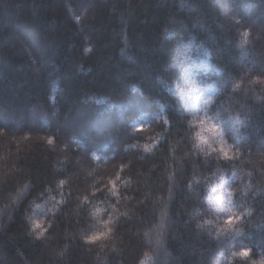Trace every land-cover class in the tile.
I'll return each instance as SVG.
<instances>
[{"label": "trees", "instance_id": "16d2710c", "mask_svg": "<svg viewBox=\"0 0 264 264\" xmlns=\"http://www.w3.org/2000/svg\"><path fill=\"white\" fill-rule=\"evenodd\" d=\"M249 26L264 32V0H0V264H226L220 254L234 249L206 225L218 186L251 184L248 219L264 223V78L253 82L264 42L244 45ZM201 81L217 85L210 106L249 113L227 156L205 157L188 138L181 93ZM122 100L148 111L124 112L106 154L64 126L84 105ZM39 112L47 125L32 126ZM139 119L145 130L129 132ZM51 197L56 210L37 229L35 205ZM93 203L105 204L103 221L108 205L128 215L94 229ZM246 232L238 241L264 248V228Z\"/></svg>", "mask_w": 264, "mask_h": 264}, {"label": "clouds", "instance_id": "9594fccd", "mask_svg": "<svg viewBox=\"0 0 264 264\" xmlns=\"http://www.w3.org/2000/svg\"><path fill=\"white\" fill-rule=\"evenodd\" d=\"M240 24L241 20L236 17L233 21ZM243 36V43L250 48L255 49L257 44L264 42V32L253 29L252 27H243L241 29ZM247 34V35H245ZM257 78H264V72L257 75ZM264 82V79H261ZM215 83L200 82L198 88H194L189 92L181 93V100L184 107V115L187 117V125L189 128L188 138L192 144V148L198 153L203 154L205 157L215 155L219 158L220 153H225L227 148L239 149L241 141L246 138L245 129L249 125V113L243 109H233L227 105L210 106L208 94L211 90L216 88ZM185 87H188L185 83ZM237 88L239 86H236ZM202 89V91L200 90ZM160 115L165 112V105H158ZM165 123L168 121L165 120ZM145 129L144 124L129 126V132H143ZM243 130V131H242ZM138 147V145H135ZM264 150V145H261ZM227 181L221 183L218 188L221 191L220 195L213 196L208 200V208L205 215L214 217L212 220L206 221L207 231L210 235L214 236L217 240H221L230 244L234 250L229 251L227 254L221 253L224 257L226 264H234L237 259L247 261V264H264V248L243 243L238 241L239 237L248 235L246 226L251 228H264V223L256 224L251 221L254 209L248 204L243 202V197L247 196L251 191V184H242L237 191L241 194V199L233 203V191L224 193L225 184ZM191 190V185L189 186ZM113 196L116 195L115 189L109 190ZM217 187L212 188V192H216ZM264 191V189H257V192ZM255 195V193H254ZM51 200L44 203H37L35 208L40 209L42 215L33 221L34 226L39 229L45 222L49 213L56 210V204L52 203L51 207H47ZM113 209L112 215H109L106 221L101 218V213L105 211L104 203H93L91 205L92 211L89 213L90 218L94 223L91 227L100 229L103 224L104 229H108L109 224L116 219L119 215H128L127 212L120 213L115 211L114 205H108ZM239 209V210H237ZM197 227H205V225L198 224ZM107 235V232H102ZM40 234V233H39ZM143 264V262H141Z\"/></svg>", "mask_w": 264, "mask_h": 264}, {"label": "rangeland", "instance_id": "374dc122", "mask_svg": "<svg viewBox=\"0 0 264 264\" xmlns=\"http://www.w3.org/2000/svg\"><path fill=\"white\" fill-rule=\"evenodd\" d=\"M128 109L136 110L139 116H143L148 111L147 108L143 107L138 100L132 102L122 100L117 101L116 103H107L105 106L98 107L84 105L76 112V114L66 118V125L64 126L68 128L70 133L77 132V134L81 135L82 139L87 142V144H91V147L96 148L98 149L97 151L106 154L107 151H104L103 148H105L106 146H111V148H114L113 143H110L112 141L110 139L111 135L109 134L110 132H112V125L115 122H123L124 112ZM1 116L0 120L3 119V116ZM32 118H34V116H32ZM46 118L47 117L44 112H39L36 118L38 119V121H36L37 124L35 123V125H32L33 123H31V125L35 127L47 125ZM5 119L7 123L12 124L14 128H20L23 126V122H20L19 124L13 118L5 117ZM50 119L52 123H50V130L52 131L54 129V126L57 124L59 116L56 113L52 112ZM137 122L138 124L143 123L141 119H139ZM91 130H95V133L93 134L94 136L90 135ZM104 131L106 132L103 133ZM82 139H80V141ZM81 149H83V147ZM109 153L111 152H108V154ZM78 164L80 165V163ZM82 166L83 165H81V167Z\"/></svg>", "mask_w": 264, "mask_h": 264}, {"label": "snow or ice", "instance_id": "6c2138e0", "mask_svg": "<svg viewBox=\"0 0 264 264\" xmlns=\"http://www.w3.org/2000/svg\"><path fill=\"white\" fill-rule=\"evenodd\" d=\"M245 35H247V34H245ZM258 80H259V78H256V80H254L253 82H256V81H258ZM237 86H239V85H237ZM144 130H145V129H142V131H144ZM51 142H52V141H51V139H50V140H49V143H51ZM224 155L227 156V155H228V152L226 151V152L224 153ZM40 235H43V232H41ZM103 236H105V234H104V233H100L99 235H94V236L90 237L89 239L92 240V241H96V240L101 239Z\"/></svg>", "mask_w": 264, "mask_h": 264}]
</instances>
